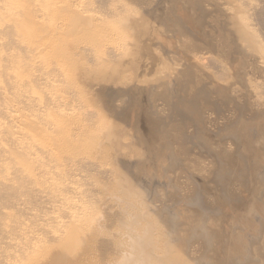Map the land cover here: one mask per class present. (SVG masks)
Listing matches in <instances>:
<instances>
[{
    "label": "rangeland",
    "instance_id": "1",
    "mask_svg": "<svg viewBox=\"0 0 264 264\" xmlns=\"http://www.w3.org/2000/svg\"><path fill=\"white\" fill-rule=\"evenodd\" d=\"M96 2H76L77 89L112 126L144 264H264V21L239 0Z\"/></svg>",
    "mask_w": 264,
    "mask_h": 264
},
{
    "label": "bare ground",
    "instance_id": "2",
    "mask_svg": "<svg viewBox=\"0 0 264 264\" xmlns=\"http://www.w3.org/2000/svg\"><path fill=\"white\" fill-rule=\"evenodd\" d=\"M239 1L247 26L264 21ZM76 2L0 0V264L145 263L139 214L108 166L112 126L77 89L71 37L92 16Z\"/></svg>",
    "mask_w": 264,
    "mask_h": 264
}]
</instances>
